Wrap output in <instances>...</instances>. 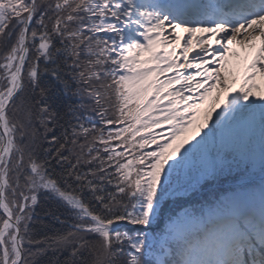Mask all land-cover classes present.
Segmentation results:
<instances>
[{
    "label": "snow or ice",
    "instance_id": "1",
    "mask_svg": "<svg viewBox=\"0 0 264 264\" xmlns=\"http://www.w3.org/2000/svg\"><path fill=\"white\" fill-rule=\"evenodd\" d=\"M0 264H264V0H0Z\"/></svg>",
    "mask_w": 264,
    "mask_h": 264
},
{
    "label": "rangeland",
    "instance_id": "2",
    "mask_svg": "<svg viewBox=\"0 0 264 264\" xmlns=\"http://www.w3.org/2000/svg\"><path fill=\"white\" fill-rule=\"evenodd\" d=\"M229 59L232 60L233 62H235V58L230 57ZM249 59H251V57H249ZM239 74L242 75V71Z\"/></svg>",
    "mask_w": 264,
    "mask_h": 264
},
{
    "label": "trees",
    "instance_id": "3",
    "mask_svg": "<svg viewBox=\"0 0 264 264\" xmlns=\"http://www.w3.org/2000/svg\"><path fill=\"white\" fill-rule=\"evenodd\" d=\"M37 211H40V209L38 208ZM58 227V226H57Z\"/></svg>",
    "mask_w": 264,
    "mask_h": 264
}]
</instances>
